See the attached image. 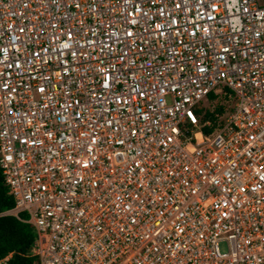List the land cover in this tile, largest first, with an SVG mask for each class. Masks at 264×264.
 Returning <instances> with one entry per match:
<instances>
[{"label":"built area","instance_id":"built-area-1","mask_svg":"<svg viewBox=\"0 0 264 264\" xmlns=\"http://www.w3.org/2000/svg\"><path fill=\"white\" fill-rule=\"evenodd\" d=\"M262 141L264 0H0V216L35 264H264Z\"/></svg>","mask_w":264,"mask_h":264},{"label":"trees","instance_id":"trees-1","mask_svg":"<svg viewBox=\"0 0 264 264\" xmlns=\"http://www.w3.org/2000/svg\"><path fill=\"white\" fill-rule=\"evenodd\" d=\"M223 110V107L218 106L215 113L222 114ZM212 118L213 114L206 111L202 120ZM207 130L205 129V132ZM13 206V199L8 195L0 171V213L10 210ZM21 217H24V214ZM33 240L34 231L31 225L21 223L13 216H0V258L13 253L11 264H35L36 258L29 255Z\"/></svg>","mask_w":264,"mask_h":264},{"label":"rangeland","instance_id":"rangeland-1","mask_svg":"<svg viewBox=\"0 0 264 264\" xmlns=\"http://www.w3.org/2000/svg\"><path fill=\"white\" fill-rule=\"evenodd\" d=\"M211 97H212V95L209 96V100H210V101H212L213 98H214V97H213V98H211ZM218 101H220V100H217V103L214 104V105L217 106V107L219 106V105H216V104L219 103ZM224 104H226V103H224ZM212 108H213V107H212V103H210L209 106H208V109H209V110H212ZM24 218H26L25 215H24ZM219 248H220V251H221V252H224V251H225V244H224V243H221V244L219 245Z\"/></svg>","mask_w":264,"mask_h":264},{"label":"snow or ice","instance_id":"snow-or-ice-1","mask_svg":"<svg viewBox=\"0 0 264 264\" xmlns=\"http://www.w3.org/2000/svg\"><path fill=\"white\" fill-rule=\"evenodd\" d=\"M212 7H216V5H215V4H213V5H212ZM262 142H264V141H262Z\"/></svg>","mask_w":264,"mask_h":264}]
</instances>
